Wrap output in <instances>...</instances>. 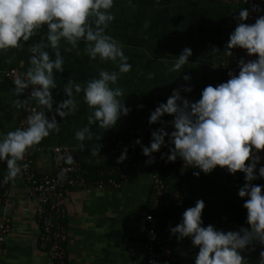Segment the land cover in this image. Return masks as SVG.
I'll return each mask as SVG.
<instances>
[{"label": "crops", "instance_id": "1", "mask_svg": "<svg viewBox=\"0 0 264 264\" xmlns=\"http://www.w3.org/2000/svg\"><path fill=\"white\" fill-rule=\"evenodd\" d=\"M241 9L246 7L215 0H114L110 9L114 20L105 32L123 45V52L132 65L129 72L119 75L113 86L123 91L119 99L130 108L126 117L131 125L149 136L162 126L171 132L170 124H149L148 119L159 103H166L174 89H181L183 98L195 102L204 87H215L225 82L221 65L229 55L224 49L230 33L239 22L237 17ZM46 31V27L41 28L20 47L0 51V133L18 127L20 109L14 107L13 101L22 100L21 96L14 94L15 87L8 81L5 72L17 65L28 69V46L38 42ZM59 47L64 70L54 71L57 87L51 90L54 103L53 111L45 112L48 119L55 115L57 103L67 99L63 87L70 80L83 85L98 76L101 69L118 71L114 62H102L99 58L90 60L84 54V41L71 51L64 50L71 45L63 40ZM186 47L192 52L189 62L182 70L169 72L174 56ZM213 48L217 52H212ZM48 52L50 58H54L53 51L48 49ZM149 73H154L152 79L148 78ZM184 75H189L191 79L184 81ZM182 87H191L192 91L185 92ZM75 99L77 111L64 120L56 116L60 130L51 132L34 145L29 158L39 174H49L53 171L52 148L56 145L69 146L92 181L98 178L102 169L118 165L116 161L121 153L112 142L113 128L105 130L88 124L91 109L83 102V92ZM172 119L173 116L168 114L161 118L164 122ZM85 126L90 128L92 139L85 140L81 150V142L75 139L74 134ZM96 145H99V151L93 156L90 149ZM4 171L5 168L0 165V181ZM194 172L199 175H194ZM244 175L240 171L230 174L220 166L205 174L192 166L186 190L167 219L168 232L174 239L181 264H194L198 247L191 244L190 238L178 240L176 234L170 232V227H175L182 213L193 207L197 200H203L205 204L203 226L211 224L223 231L250 227L246 223V209L242 206L247 198L238 196L239 188L246 182ZM252 184L263 185V182L258 178ZM26 186L23 179L14 181L6 201L0 204V223L5 216L12 223V230L0 247V264H54L47 252L39 247L41 226L35 212V201L28 197ZM151 193L152 181L147 174H140L118 187L90 186L69 190L65 201L68 264H144V243L148 231L145 217L150 211ZM261 251H264V246L254 242L241 254L248 264H257Z\"/></svg>", "mask_w": 264, "mask_h": 264}, {"label": "clouds", "instance_id": "2", "mask_svg": "<svg viewBox=\"0 0 264 264\" xmlns=\"http://www.w3.org/2000/svg\"><path fill=\"white\" fill-rule=\"evenodd\" d=\"M113 3L114 0H0V51L18 48L41 28L47 29L45 36L28 46L29 67L24 78L17 77L13 81L14 94L20 96L31 88L30 98H34L42 110H33L25 127L0 133V161L6 164V174L0 183H7L21 173L22 166L18 162L24 159L27 150L38 145L51 132L60 130L56 116L64 120L77 111L75 97L81 92L83 102L91 109L89 125L108 130L121 116L128 115L130 108L119 99L123 95L122 89L113 86L119 75L129 72L132 65L123 52V45L105 32L114 20L110 11ZM248 17L247 9L239 11V22L230 33L224 50L226 55L232 56L231 49L240 48L246 50L248 56L256 55L257 58L247 62L240 59L238 74L230 71L226 82L204 87L195 102L183 98L181 89H174L166 103H159L148 119L149 124H170L173 130L168 132L163 126L157 128L151 132L150 146H141L142 154L149 158L146 164L154 162L152 154L162 146H172L167 161L179 157L205 174L217 166L226 168L230 174L237 171L245 174L246 182L239 188L238 196L247 198L242 206L246 209L249 228L223 231L211 224L203 226V200H197L193 207L187 208L180 222L170 227V232L176 234L178 240L190 238L191 244L198 247L194 264H248L241 253L254 242L264 246V185L252 184V181L264 178V166L259 167L258 175L256 171L261 159L258 153L264 150V15L253 24L244 22ZM62 40L71 45L65 51L76 49L78 43L84 41V54L90 60L99 58L102 62H114L118 71L101 69L98 76L83 85L70 80L63 87L67 99L57 103L55 115L48 119L45 112H52L54 103L51 90L57 87L54 71L64 70L59 47ZM48 49L53 51L54 58H50ZM212 52L217 50L213 48ZM191 55V49L184 48L174 56V63L168 71L182 70ZM153 77L154 73L148 74L149 79ZM190 79L189 75L183 76L186 82ZM182 90L191 92L192 88L182 87ZM13 105L19 109L23 102L17 99ZM165 114L173 119L162 121ZM74 136L81 142V150L85 145L83 142L92 139L87 126L78 129ZM135 143L139 145L141 141L137 139ZM90 151L91 155H97L99 145ZM126 154L127 148L116 163H122ZM246 161L250 162L246 164ZM72 162L71 155L65 158V163ZM193 174L199 175L198 172ZM257 264H264V251L260 252Z\"/></svg>", "mask_w": 264, "mask_h": 264}, {"label": "built area", "instance_id": "3", "mask_svg": "<svg viewBox=\"0 0 264 264\" xmlns=\"http://www.w3.org/2000/svg\"><path fill=\"white\" fill-rule=\"evenodd\" d=\"M226 4L242 5L249 11V17L245 23L253 24L259 16L264 15V0H215ZM232 56L222 63L221 71L225 82L230 78L231 71L238 74V61L244 59H256V55L248 56L246 50L240 48L231 49ZM27 71L23 66H13L5 72V76L13 87V81L17 77L24 78ZM21 96L23 107L20 109V119L18 127L26 126V119L33 110H42L31 96V88L24 91ZM112 142L120 153L127 148V158L120 164L108 169H102L98 178L90 181L81 163L74 156L69 146L56 145L52 148L53 171L51 173L39 174L33 161L29 158V150L26 151L24 159L18 163L22 166L21 173L13 180L0 185V204L4 203L9 195V188L18 179L26 182L28 197L36 204L35 212L41 226L39 237L40 249L47 252L54 264H68L67 261V229L65 225L66 209L65 201L69 190L74 188L121 186L132 178L147 174L151 177L152 193L150 195V211L145 220L148 223L147 238L144 243L146 258L144 264H181L174 247V239L169 234L167 220L163 215L166 210V197L173 201L170 211L179 203L184 194L189 171L192 166L185 163L179 157L175 161H167L170 154L169 147L162 146L161 149L152 154L154 160L151 164H146L149 158L142 154L141 146H150L151 136L145 131L131 125L128 117L119 119L112 130ZM139 139L141 144H136ZM166 144H167V139ZM162 154H164L162 156ZM71 155L73 162L65 163V158ZM260 162L256 166L258 169L264 166V150H261ZM0 165L5 168L1 181L6 174V164L0 161ZM171 178L169 182L167 178ZM264 185V178H261ZM12 230L11 219L7 216L0 223V247L5 243L8 234Z\"/></svg>", "mask_w": 264, "mask_h": 264}, {"label": "trees", "instance_id": "4", "mask_svg": "<svg viewBox=\"0 0 264 264\" xmlns=\"http://www.w3.org/2000/svg\"><path fill=\"white\" fill-rule=\"evenodd\" d=\"M92 175V174H91ZM167 178V180L169 181V182H172V179L171 178H168V177H166ZM166 210H165V212H164V215H163V217H164V219H168L169 217H170V215H171V211H170V208H171V206H172V204H173V201L171 200V199H169V194H168V197H166Z\"/></svg>", "mask_w": 264, "mask_h": 264}]
</instances>
